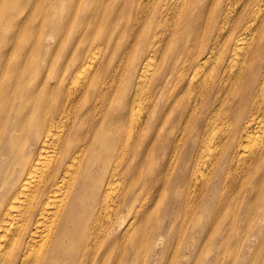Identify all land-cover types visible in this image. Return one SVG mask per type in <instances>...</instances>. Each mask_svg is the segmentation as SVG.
<instances>
[{
    "label": "bare ground",
    "instance_id": "6f19581e",
    "mask_svg": "<svg viewBox=\"0 0 264 264\" xmlns=\"http://www.w3.org/2000/svg\"><path fill=\"white\" fill-rule=\"evenodd\" d=\"M162 85L177 132L198 119L182 158L191 194L163 208L161 185L131 192L144 158L129 155L145 123L135 109L148 115ZM211 176L217 213L198 215ZM246 194L264 200V0H0V264H264V211Z\"/></svg>",
    "mask_w": 264,
    "mask_h": 264
},
{
    "label": "rangeland",
    "instance_id": "374dc122",
    "mask_svg": "<svg viewBox=\"0 0 264 264\" xmlns=\"http://www.w3.org/2000/svg\"><path fill=\"white\" fill-rule=\"evenodd\" d=\"M71 10V9H69ZM67 13H68V8H66ZM212 12V10L209 12V14ZM69 19H73V17L69 16ZM90 21H88V23H90ZM91 24H94L91 23ZM90 24V25H91ZM70 27L72 26L71 23L68 24ZM75 25V23L73 24V26ZM121 25V24H120ZM72 26V28H73ZM121 28H119L118 30L120 32H124V27L119 26ZM96 30L99 32V28L98 25L95 26ZM49 30V29H48ZM102 30V34H110V31H107V29L105 28H101L100 31ZM97 32L94 31V27H91V29L87 32V36H92V35H96ZM122 36V34H121ZM118 36L115 37V39H113L112 41V46L115 44V41L117 40ZM121 42H126V38H121ZM64 41V43H63ZM67 41V39L65 40V38L63 37L62 39L57 41H49L50 45L53 47V55L51 56L52 62L54 60L55 63H60L62 58H63V54L64 51L66 50V46L67 44H65V42ZM86 41H83V43H86ZM112 46L110 48L107 49V46H103L105 51V55H106V60L107 61H116L117 58H119V50L116 51V53H114ZM137 52V51H136ZM133 52L132 53V58H136L137 53ZM125 68V67H124ZM126 69V68H125ZM123 72H121V74L119 75L118 78V83H115V87L114 85L112 86V105L110 107V112H112V122L114 121H118V118L114 117L117 114V111L120 110L121 107V101H122V91L125 87V83L128 79V73L127 70H125ZM169 89H170V85H162L159 90L158 93L155 96L154 99V105L151 108L150 112L148 113V115H146V110L145 111H141L139 112L138 108L135 109L136 112H138V114L136 113V115H140L143 120H144V127L141 131H139V134L137 136V145L135 147H133L130 152L129 155L132 158V161H130V164L136 166L139 165V160H136V156H138V154H142L143 158H144V162L141 165V172L138 173L136 175V180L134 183H136L134 185V187L132 188L131 192L133 194L144 192V193H149L151 195V191L152 193H154V187L156 184L161 185L162 192L159 195V199L163 200V196L166 195L165 200L163 205L161 206V208L165 207L171 200L173 201H179L180 198L184 199H188V195H190V189L184 187L185 185V181H187L188 176H187V166L182 164V158L185 155H188L190 151H188V149H192V138L195 136V132L196 129V123L198 121V119L196 120V116H194L192 118V120H190V122L188 123V129L186 131V133L182 134L177 132L181 131L179 128V120H180V115L177 114L176 112H168L166 110L163 111L161 108H163V103L166 100V98L169 96ZM115 93V94H114ZM186 96H184V98H182L180 100L181 103H184L186 101ZM91 97L87 98V101L82 102V104H85V108L90 106V99ZM89 99V100H88ZM105 111L107 113H109V109L106 106ZM148 116V117H147ZM111 121V118L107 117L105 120H103L104 124H107L108 122ZM220 121V120H219ZM218 123V125H221L222 123L216 122V124ZM223 129H225V127H221L217 130V132L222 131ZM114 134V133H113ZM115 135V134H114ZM180 139L181 141V146L180 149L174 153L172 159H170V156L173 154L172 150L174 147V142ZM153 150V151H151ZM153 152V155H152ZM169 153V156H168ZM170 161L171 166L168 168V171H166V174L163 176V174L158 175L159 169L161 168V166H163L164 164L168 163ZM211 180L209 182L208 188L206 190H204V193L202 192V196L198 195L195 199L197 202H201L202 200H205L207 198L208 202L213 203V205H209L208 207L205 208L204 211H200L197 212L198 215H205L206 214H216V205L218 204V201L220 199V195L219 193L216 194H208L209 189L211 188V185L214 183L215 179L213 176H211V178L209 179ZM152 185H154L153 189H152ZM179 188V189H178ZM233 187L230 188H226V192L225 194H228L226 196H229L231 198H228V203L230 200H232V198H234V201L237 204H241L243 203L242 198L240 197V199H238V196H236V189H232ZM235 192V193H234ZM245 196V195H244ZM246 199L244 200V204H246V208L252 206L253 205L256 207V211H264V200L262 201H255L251 198L250 195L246 194ZM237 199V200H235ZM231 201L230 203L234 202ZM151 210H158L157 207H153ZM228 213H230L229 216V220H228V225L226 228L228 229L233 228L234 232L237 231L239 229V218L240 215L245 212V211H238V208H235L233 205V208H227ZM176 211H184V209H178ZM226 211V209L224 210ZM155 213H160L162 211H153ZM248 212H254V211H248ZM226 228L224 229L225 231ZM235 241H233L230 244H233ZM230 264H237L236 263H230Z\"/></svg>",
    "mask_w": 264,
    "mask_h": 264
}]
</instances>
